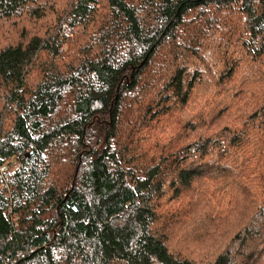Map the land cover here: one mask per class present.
Here are the masks:
<instances>
[{"label":"trees","instance_id":"1","mask_svg":"<svg viewBox=\"0 0 264 264\" xmlns=\"http://www.w3.org/2000/svg\"><path fill=\"white\" fill-rule=\"evenodd\" d=\"M0 264H264V0H0Z\"/></svg>","mask_w":264,"mask_h":264},{"label":"built area","instance_id":"2","mask_svg":"<svg viewBox=\"0 0 264 264\" xmlns=\"http://www.w3.org/2000/svg\"><path fill=\"white\" fill-rule=\"evenodd\" d=\"M2 171H4V169L1 168Z\"/></svg>","mask_w":264,"mask_h":264},{"label":"water","instance_id":"3","mask_svg":"<svg viewBox=\"0 0 264 264\" xmlns=\"http://www.w3.org/2000/svg\"><path fill=\"white\" fill-rule=\"evenodd\" d=\"M30 156L28 155L27 158H29Z\"/></svg>","mask_w":264,"mask_h":264}]
</instances>
